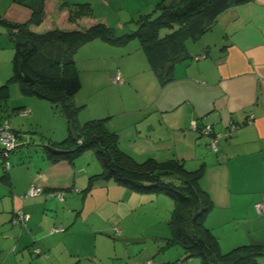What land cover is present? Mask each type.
<instances>
[{"label":"crops","instance_id":"0c3cea01","mask_svg":"<svg viewBox=\"0 0 264 264\" xmlns=\"http://www.w3.org/2000/svg\"><path fill=\"white\" fill-rule=\"evenodd\" d=\"M67 1L88 3L93 15L96 5L111 7L108 0ZM159 1L139 0L125 15L148 13ZM40 2L27 0L29 6L14 0L0 3V23L30 21ZM187 49L186 56L170 64L171 79L163 82L137 37L121 43L95 37L79 44L73 51L81 82L71 100L74 125L101 120L130 156L140 152L157 161L176 159L188 170H201L199 186L213 204L205 224L219 241L224 239L221 251L244 244L264 246V213L254 207L264 203V0L227 8L199 38L187 42ZM116 73L123 80L117 85L111 81ZM125 92L132 99L124 100L128 98ZM145 94L152 95L146 98ZM145 108L149 112L143 115ZM63 122L61 136L45 138L42 147L53 142L57 147L70 125L67 116ZM206 125L212 127L211 134H221L216 151L201 131ZM228 130L230 135L223 136ZM22 152H18L19 167H2L0 175V264H84L90 258L73 240L76 231L72 227L62 221V232L50 231L56 223L44 213L48 197L22 201L20 195L31 184L50 191L71 189L76 168L84 167L81 173L89 182L100 175L101 166L92 158L79 160L85 152L71 161L53 159L43 148L34 158ZM18 210L28 214L25 226L12 223Z\"/></svg>","mask_w":264,"mask_h":264},{"label":"trees","instance_id":"16d2710c","mask_svg":"<svg viewBox=\"0 0 264 264\" xmlns=\"http://www.w3.org/2000/svg\"><path fill=\"white\" fill-rule=\"evenodd\" d=\"M14 1L29 6L27 0ZM249 1L160 0L152 11L133 18V28L121 35L114 34L105 17L94 16L88 3L72 4L67 0H41L30 21L5 23L13 47L8 81L19 83L24 94L50 101L55 111L67 113L70 125L66 136L57 147L52 146L54 142L43 145L44 151L53 159L65 157L71 161L92 149L102 166L99 176L113 178L132 191L168 196L174 208L168 218L170 236L165 238V244L181 246L186 259L196 256L202 264H259L264 246L244 244L221 251L217 236L205 224L213 204L199 186L201 170H188L176 159L157 161L150 157L137 162L119 148L116 135L106 130L103 121L74 125L71 100L81 82L73 51L95 37L119 43L137 37L151 67L159 70V78L167 82L172 74L170 64L187 55V42L199 38L227 8ZM20 66L33 80L31 85L22 82ZM0 98H7L6 85L0 87ZM16 136L18 139L17 133ZM50 147L63 152L54 154ZM2 167L5 168L3 162Z\"/></svg>","mask_w":264,"mask_h":264},{"label":"rangeland","instance_id":"374dc122","mask_svg":"<svg viewBox=\"0 0 264 264\" xmlns=\"http://www.w3.org/2000/svg\"><path fill=\"white\" fill-rule=\"evenodd\" d=\"M7 1L0 0V3ZM138 1L108 0L111 7L96 5L94 15L107 16L106 24L111 27L115 35H121L133 28L132 23H128L129 28L125 27L126 22L138 15L130 17L125 14H129L127 12L131 8H136ZM163 34L161 32L160 36ZM12 56L13 47L7 28L0 23V87L7 86V98L4 100L0 98V120L8 123L9 129L14 133L16 130L17 135H20V139L18 138L15 143L17 147L14 148V152L16 153L10 151L6 160L0 157V175L3 170L2 162L3 166L6 164L9 168L19 167L17 162L19 151L23 150L22 153L32 158L36 152H41L42 143L46 142L45 138H59L62 133L61 124L67 116V113L64 115L63 111H53L50 101L35 95L24 94L19 83L8 81L12 71ZM99 94L102 96L101 93ZM151 95L145 94V97L148 98ZM125 96L128 98H123L124 100L132 99L128 92H125ZM144 110L146 113L143 115L148 114L147 108ZM146 129L147 125H144L143 130ZM23 142L27 145L22 146ZM129 146L134 149V146ZM126 150L130 152L129 148ZM92 151V149H86L79 160L92 158L98 167L101 166L96 154H92ZM132 154L131 157L137 162L151 157L142 155L140 152ZM83 170L84 167L74 170L76 180L71 189H54L56 193L62 194V199L50 190H44L37 196L43 195L49 199L44 213L52 216L56 223L50 231L62 232L64 229L56 230L61 227L62 221L65 227H72L76 231L72 233L73 240L80 245L84 255L90 258L84 261V264H202L200 258L196 256L186 259L185 250L181 246L176 244L166 246L165 238L170 236L168 218L174 208V202L168 196L131 192L132 190L121 186L113 178L96 176L88 182V176L81 173V171L84 173ZM99 180L105 181V183L102 182L103 186ZM128 191L133 193L131 197ZM37 196L28 197V199H34ZM1 202L4 203L5 200ZM223 240H218L220 248H224ZM258 260L259 264H264V256H260Z\"/></svg>","mask_w":264,"mask_h":264},{"label":"built area","instance_id":"2783aa9c","mask_svg":"<svg viewBox=\"0 0 264 264\" xmlns=\"http://www.w3.org/2000/svg\"><path fill=\"white\" fill-rule=\"evenodd\" d=\"M122 80L121 75L119 73H116L112 78L111 81L113 83H120ZM192 128L196 129L197 125L195 124V122H192ZM234 128V126H232L230 128V131ZM201 131L203 134L208 135L210 137V147L213 149V151L217 150V140L219 138V136L221 134H211L212 132V127L210 125H206L203 128H201ZM230 131L228 130L227 132L223 133L222 135L227 137L230 135ZM17 142V136L14 132H12L9 127H8V123H3L0 125V144H1V149H0V157H3L4 160H6V158L8 157V153L10 151H12L15 148V143ZM5 168H8V165H4ZM44 191V188L41 186H38L36 184H31L27 190L20 195V199L22 201H24L25 199H27L28 197H32V196H37L40 193H42ZM51 192H53L54 194H57L59 199H62L63 196L62 194L56 193L54 190H52ZM255 209L258 213H264V203H256L255 204ZM28 219V214H26L23 210H18L14 217L12 218V223L19 225V226H25V223ZM59 231H62L63 228H59L56 229ZM116 230V229H115ZM38 251V249L36 250Z\"/></svg>","mask_w":264,"mask_h":264},{"label":"water","instance_id":"95a60500","mask_svg":"<svg viewBox=\"0 0 264 264\" xmlns=\"http://www.w3.org/2000/svg\"><path fill=\"white\" fill-rule=\"evenodd\" d=\"M19 69H20L19 73H20V77H21L22 82L31 85L33 83V80L29 77V75H27V73H25V71L23 70V68L21 66ZM49 150L54 154H60L61 152H63L61 150H57V149H54L51 147L49 148Z\"/></svg>","mask_w":264,"mask_h":264}]
</instances>
